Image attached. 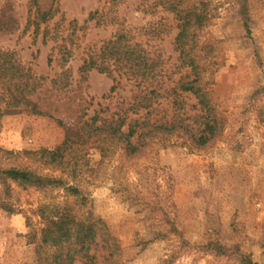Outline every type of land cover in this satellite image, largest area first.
<instances>
[{
	"label": "rangeland",
	"instance_id": "374dc122",
	"mask_svg": "<svg viewBox=\"0 0 264 264\" xmlns=\"http://www.w3.org/2000/svg\"><path fill=\"white\" fill-rule=\"evenodd\" d=\"M163 1L36 0L42 10L54 12L36 33L35 25L29 24L36 9L33 0H0V7L11 5L17 19L15 30H0V49L16 51L25 64L49 77L61 71L60 62L67 58L66 68L72 70L76 85L88 50L125 28L158 49L163 76L177 80L189 68L181 67L178 60V24ZM212 1L218 8L216 17L199 37L210 47L204 53L209 58L212 101L226 120L222 135L199 149L182 145L175 136L167 142L154 141L132 158L118 150L101 161L93 152L79 179L87 207L60 189L14 185L15 213L25 217L27 238L34 247V259L28 264H36L37 242L45 224L40 206L66 202L79 216L91 211L107 223L120 245L119 264H242L239 253L264 264V97L252 99L264 85V0H248L250 33L232 0ZM95 11H99L96 18L89 19ZM112 84L106 74L89 73L83 93L92 97L91 115L108 102L103 96ZM122 95L129 96L128 89L120 90L114 103L122 101ZM184 101L186 110L194 112L195 97L184 93ZM53 115L21 111L4 116L0 145L13 152L56 147L64 139L66 106ZM0 161L38 166L23 155H2ZM171 224L179 233L170 232ZM209 242L226 246L230 255L206 249ZM101 244L96 251L105 264Z\"/></svg>",
	"mask_w": 264,
	"mask_h": 264
},
{
	"label": "trees",
	"instance_id": "16d2710c",
	"mask_svg": "<svg viewBox=\"0 0 264 264\" xmlns=\"http://www.w3.org/2000/svg\"><path fill=\"white\" fill-rule=\"evenodd\" d=\"M232 2L239 7L238 14L250 33L249 1ZM163 4L178 24L175 44L180 65L189 68L177 80L163 76L161 52L125 28L118 29L99 47L88 50L79 67L80 80L76 85L72 70L66 68L67 58L60 62L61 71L49 77L25 64L16 51L0 49V133L4 116L14 112L52 117L53 111L64 105L68 118L64 139L54 148L13 152L0 145V157L23 155L38 164L35 167L19 163L3 165L0 161L1 209L9 214L16 212L12 199L14 185L40 191L60 189L87 207L88 197L79 179L93 152L100 155L101 161L118 150L132 158L154 141L167 142L175 136L182 139V145L199 149L222 135L226 120L212 101L209 58L204 53L210 47H205L199 37L200 30L216 17L217 5L212 0H165ZM32 5L36 9L29 24L35 25L37 33L41 23L47 22L54 12L53 8L42 10L36 0ZM98 12L91 13L89 19H95ZM16 23L11 5L3 4L0 30L11 32ZM64 52L71 54L67 47ZM94 70L109 76L113 84L103 96L108 102L91 115L93 101L84 95L83 82ZM126 89L129 96L122 95V101L114 103L120 90ZM184 93L195 97L194 112L186 110ZM260 96L264 97V85L254 92L252 99ZM58 120L64 124L63 119ZM47 169L59 174L46 172ZM39 215L45 224L37 242L36 264H76L77 261L101 264L96 251L101 243L105 264H119L120 245L101 217L91 211L81 217L68 202L43 204ZM169 230L179 233L173 224ZM205 248L219 255H230L228 248L218 242H209ZM239 256L242 264H255L249 254L239 253Z\"/></svg>",
	"mask_w": 264,
	"mask_h": 264
},
{
	"label": "crops",
	"instance_id": "0c3cea01",
	"mask_svg": "<svg viewBox=\"0 0 264 264\" xmlns=\"http://www.w3.org/2000/svg\"><path fill=\"white\" fill-rule=\"evenodd\" d=\"M25 217L0 209V264H28L34 259L33 244L28 241Z\"/></svg>",
	"mask_w": 264,
	"mask_h": 264
}]
</instances>
